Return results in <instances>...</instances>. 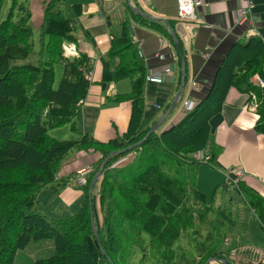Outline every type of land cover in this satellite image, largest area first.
<instances>
[{"label":"trees","instance_id":"obj_1","mask_svg":"<svg viewBox=\"0 0 264 264\" xmlns=\"http://www.w3.org/2000/svg\"><path fill=\"white\" fill-rule=\"evenodd\" d=\"M28 2L0 0V264H13L18 251L43 241L53 243L55 254L33 264H235L227 243L237 216L221 204L216 206L218 187L208 198L197 189L196 178L200 166L215 167L218 150L211 142L210 121L220 113L229 89L255 96L256 132L264 135V88L251 83L255 75L264 77V40L233 43L192 112L169 130L155 132L139 147L117 156L116 152L140 142L154 125L140 129L146 68L133 45L130 26V19H153L136 16L126 5L127 16L117 33H110L100 85L104 90L110 83L128 81L130 91L106 103L130 102L132 109L127 131L100 143L82 133L75 120L78 103L86 98L91 83L85 78L89 58L84 54L62 57L61 45L77 41L80 5L71 7L72 19H65L62 10L68 0L44 4L35 51ZM167 24L175 34L173 23ZM151 25L158 28L160 23ZM167 31L165 37L175 46ZM175 37L185 63V87L188 54L180 37ZM32 55L38 56L34 62L19 63ZM176 57L181 68L177 53ZM63 129L69 133L68 140L51 135ZM89 151L98 160L80 189V208L62 218L44 215L37 207L38 195L57 182L72 153ZM109 156L92 189L95 236L88 189ZM128 156L130 162L115 167ZM226 183L245 194L264 231V199L242 181Z\"/></svg>","mask_w":264,"mask_h":264},{"label":"crops","instance_id":"obj_2","mask_svg":"<svg viewBox=\"0 0 264 264\" xmlns=\"http://www.w3.org/2000/svg\"><path fill=\"white\" fill-rule=\"evenodd\" d=\"M47 1L29 0L32 25H41L43 7ZM203 1V7L198 10L199 20L179 27L176 0H68L71 7H81L77 21L79 29L74 34L77 41L72 44L77 54L86 55L93 64V83L88 89L83 105L79 106L80 111L75 119L80 131L100 143L120 137L127 131L131 103L123 102L110 106L106 102L117 94L128 93L129 82L110 83L104 90L100 86L102 62L106 61L110 47V33H117V26L127 16L126 5L153 18L142 21L130 19L133 45L142 58L146 71L157 70L166 74L169 68L174 66L177 69L176 75H179L180 67L175 46L165 37V30L171 35L167 22L173 23L175 34L180 37L188 54L189 80L194 79L201 88L193 93L194 102L200 101L209 89L218 65L232 45H244L251 38L264 40V0ZM248 4L253 6L249 13L251 26L257 30V36L247 34L251 27L249 24L237 26L235 22L236 12ZM73 17L74 14L70 19ZM154 22L160 23L158 28L151 25ZM186 28L190 34H187L185 41L181 32ZM159 54L164 56L163 60L158 58ZM177 84L175 77L167 78L163 83L145 82L144 111L140 129L150 127L160 120L178 91ZM256 123L257 115L252 98L235 88L229 89L220 113L210 121L211 142L216 146L218 155L214 168L204 165L199 167L196 178L199 191L206 183H213L214 191L221 184L220 181L221 186L226 188L228 177L232 176L234 171L242 170L245 174L242 179L244 185L264 199V135L256 132ZM97 160L98 156L92 151L74 153L63 164L57 182L41 192H52L49 197H53V201L50 203L59 208L58 216L67 215L83 196L81 188L74 185L76 171L85 165H94ZM64 182L67 184L65 187H57ZM38 198L37 207L40 210ZM55 201H58L57 204ZM246 207L235 214L236 226L227 243L231 250V259L235 264H264V231L253 211L248 205ZM240 212L245 214L241 216Z\"/></svg>","mask_w":264,"mask_h":264},{"label":"rangeland","instance_id":"obj_3","mask_svg":"<svg viewBox=\"0 0 264 264\" xmlns=\"http://www.w3.org/2000/svg\"><path fill=\"white\" fill-rule=\"evenodd\" d=\"M72 15H73V11L71 9V4H69V2H67L66 6L62 10V16L65 19H70L72 17ZM38 26L39 25L36 23H34L32 25V28H33L32 34H33V42H34L35 51L37 49H39V40H40L39 27L40 26L39 27ZM65 46L67 48H72V43L64 42L61 45L62 57L63 58H72V56L68 55L67 51L64 49ZM36 54L40 55L39 53H36ZM37 58H38V56H36V55L28 56L25 60H23L19 63L22 64V63H26V62H34ZM88 64L90 66H93V64H91V63H88ZM89 73L93 74V71H90ZM85 78L91 82L90 83V86H91L93 83L92 78L89 75H87L86 72H85ZM55 80H56L55 81L56 83L59 82V75L58 74L56 75ZM101 88H102V86H101ZM85 99L83 101H80L78 103V106L81 104L83 105ZM76 124H77V122H76ZM158 132H160V131H158ZM57 134L51 133V135H53L55 137H59V139H61V140H68L69 139V133H68L67 129H63L62 131H60ZM72 155H74V153H72L69 158H71ZM126 158H127V160H125ZM130 160H131L130 156L125 157L121 161H118L115 164V167L123 166L124 164H127L128 162H130ZM199 175L201 176V173ZM219 183L222 184L221 181ZM221 184L218 186L217 193L215 194V199L217 202L216 206H219L218 204H221L220 207L228 208V209H230V211H232L236 215H237L238 210H241L244 207L247 208L246 207L247 200H246L245 194L237 193V192L233 191L231 188H227L228 186L226 188H223V186H221ZM214 188H215V185H213V183H206L203 186H201V191L203 193H205L208 196V198H210V195H211ZM51 193H52L51 191H48L47 193L39 194L40 195V196L38 195L39 198L37 197L39 199L40 205H41L40 210L47 217H49V218L61 217L62 218V217H65L67 215L74 214V212H76L80 208L82 199H80L76 202V204L70 209V212L67 215L58 216V213L60 212L59 208L56 207L55 204L50 203V201H53L52 200L53 197L52 198L49 197V195ZM48 197H49V199H48ZM224 200H225V204L222 205ZM57 202L58 201H55L56 204H57ZM244 214L245 213L240 212L241 216H243ZM238 215H239V213H238ZM54 254H55V248H54V245L51 241H43L40 243H30L25 250L18 251L16 253L13 264H33L35 261L47 259V258L53 256ZM210 264H215V263H210Z\"/></svg>","mask_w":264,"mask_h":264},{"label":"built area","instance_id":"obj_4","mask_svg":"<svg viewBox=\"0 0 264 264\" xmlns=\"http://www.w3.org/2000/svg\"><path fill=\"white\" fill-rule=\"evenodd\" d=\"M204 1L203 0H177V20L179 22V27H182L186 24L197 22L194 20V12L198 11L201 7H203ZM253 8L251 4H248L247 6L242 7L240 10H238L235 14V22L237 26H242L244 24H249L251 26V19H250V10ZM183 38L186 41L187 34H190V31L188 28L183 29L181 32ZM247 34L250 36H257V30L253 28L252 26L247 31ZM68 55H75L72 48H64ZM158 58L160 60L164 59L163 55H158ZM177 69L173 66L170 67L166 74L159 73L157 70H149L145 74V82H151V81H157L160 83H163V81H166L167 78L175 77L177 83L180 79V73L179 75H176ZM87 75L91 77V74L88 72ZM176 75V76H175ZM252 83L259 87L264 88V77L261 76H254L252 78ZM201 90L200 86L196 83L194 79H191L186 87L182 91V95L180 97V100L178 102V105L173 111V115L168 121V126H173L175 123H177L181 118H183L188 113L192 112L196 106V102L192 99V94L196 91ZM252 97V96H251ZM252 100L254 101V108H256V102L255 98L252 97ZM200 156V155H199ZM93 173V168L89 165L83 166L80 168L77 172V178L75 180V185L77 187H84L87 183L88 178ZM243 177L242 171H235L233 172V179H231L233 184H237V182Z\"/></svg>","mask_w":264,"mask_h":264},{"label":"water","instance_id":"obj_5","mask_svg":"<svg viewBox=\"0 0 264 264\" xmlns=\"http://www.w3.org/2000/svg\"><path fill=\"white\" fill-rule=\"evenodd\" d=\"M128 1V0H127ZM134 13L137 15V16H144L145 18H150V19H153L151 17H148L147 15L139 12L138 10H134ZM164 23H166L165 21H163ZM171 36L172 38L174 39V45H175V49H176V52L179 56V60L181 62V80H180V86L178 87V91L176 92L174 98H173V101L170 105V107L168 108V110L164 113V115L160 118V120L158 122H156L153 127L149 130V132L145 135V137L138 143L134 144V145H131L121 151H118L115 153V155H122L124 153H127L128 151H131L133 148H136V147H139L150 135H152L153 133L157 132V130H159V128L161 127V125L163 124V122L166 120V118L171 114V112L173 111V109L175 108L176 106V103L178 101V98H179V94H180V91L182 89V85L184 84L185 82V63H184V60H183V55H182V52H181V48H180V44L178 42L177 39H175V34L174 32L171 31ZM110 158L107 157L103 163L101 164V166L99 167V170L97 171L96 175L94 176V178L92 179L90 185H89V189H88V201H89V211H90V223H91V227H92V230H93V233L94 235L96 236V229H95V226H94V223H93V211H92V205H91V196H92V189L95 185V183L97 182V180L99 179L102 171H103V168L104 166L106 165L108 159ZM100 245V243H99ZM211 262L210 261H207L205 264H210ZM225 264H229L227 262H225Z\"/></svg>","mask_w":264,"mask_h":264},{"label":"bare ground","instance_id":"obj_6","mask_svg":"<svg viewBox=\"0 0 264 264\" xmlns=\"http://www.w3.org/2000/svg\"><path fill=\"white\" fill-rule=\"evenodd\" d=\"M194 20L197 21L198 19V11L194 12ZM203 155V154H202ZM202 161V160H201Z\"/></svg>","mask_w":264,"mask_h":264}]
</instances>
